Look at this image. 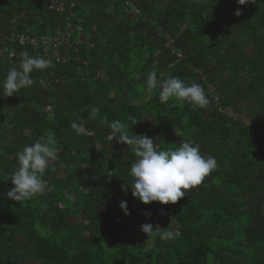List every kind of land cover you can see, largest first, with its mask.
<instances>
[{"label": "trees", "instance_id": "1", "mask_svg": "<svg viewBox=\"0 0 264 264\" xmlns=\"http://www.w3.org/2000/svg\"><path fill=\"white\" fill-rule=\"evenodd\" d=\"M50 1L0 0V89L22 53L43 57L18 36L70 23L83 40L34 70L31 87L0 95V264H264V0H62L63 13ZM152 70L200 84L211 103L162 104L146 93ZM117 120L160 148L194 142L217 168L176 204L145 205L130 187L131 146L111 136ZM48 137L46 190L9 199L17 153ZM143 224L175 238H149Z\"/></svg>", "mask_w": 264, "mask_h": 264}, {"label": "clouds", "instance_id": "2", "mask_svg": "<svg viewBox=\"0 0 264 264\" xmlns=\"http://www.w3.org/2000/svg\"><path fill=\"white\" fill-rule=\"evenodd\" d=\"M237 2L241 6L248 4V0ZM235 15H241L239 9ZM49 65L50 61L46 58L22 53L19 67H12L2 81L0 95L12 97L19 90L31 87L34 81L30 74L34 70L47 69ZM155 90H159V101L162 104L169 101L181 104L186 102L203 109L211 103L200 84H188L178 76H168L163 72L158 74L152 70L147 74L146 93L152 95ZM98 111V108H92L91 114L95 115ZM129 120L136 124L133 117L129 116ZM71 127L77 134L83 130V125L75 122ZM111 136L118 138L120 144L131 146L136 159L130 166V187L133 196L145 205L154 202L162 205L176 204L189 190L200 186L217 168L215 157L202 155L194 142L182 140L176 147L160 148L157 140L146 135L129 136L127 125L119 120L111 123ZM56 159L57 149L51 137L40 138L32 145L25 146L17 153L16 169L11 176L14 187L8 191V198L18 202L43 193L46 190L44 173ZM122 187L126 190L128 186L124 184ZM120 207L129 215L126 201L121 202ZM141 230L149 238L158 237L161 240L174 239L176 235L170 226L163 229L156 226L154 229L152 224H143Z\"/></svg>", "mask_w": 264, "mask_h": 264}, {"label": "built area", "instance_id": "3", "mask_svg": "<svg viewBox=\"0 0 264 264\" xmlns=\"http://www.w3.org/2000/svg\"><path fill=\"white\" fill-rule=\"evenodd\" d=\"M61 1L62 0H51L50 3H48V8L51 10L55 9V11L58 13H63L65 11L66 3H61ZM78 29L80 30V27ZM71 31L72 24L69 23L66 30L58 28L52 36L45 37L35 35L34 38H31L29 36L21 35L20 37L18 36V38L23 45L31 44L35 47L40 46V48H42L41 51L43 58L48 59L50 63L52 60L63 62L65 58L60 52L62 46H66L67 50H71L73 48H78V46L83 43V40L80 39V41L76 42L74 45ZM12 37L14 41H16L15 34H13ZM179 57H181V54H179ZM215 101H218V97L215 98ZM220 110L222 113L230 116L232 119H239V115L230 109L224 110L220 108Z\"/></svg>", "mask_w": 264, "mask_h": 264}, {"label": "rangeland", "instance_id": "4", "mask_svg": "<svg viewBox=\"0 0 264 264\" xmlns=\"http://www.w3.org/2000/svg\"><path fill=\"white\" fill-rule=\"evenodd\" d=\"M61 176H63V175H61Z\"/></svg>", "mask_w": 264, "mask_h": 264}, {"label": "bare ground", "instance_id": "5", "mask_svg": "<svg viewBox=\"0 0 264 264\" xmlns=\"http://www.w3.org/2000/svg\"><path fill=\"white\" fill-rule=\"evenodd\" d=\"M65 57V56H64Z\"/></svg>", "mask_w": 264, "mask_h": 264}]
</instances>
